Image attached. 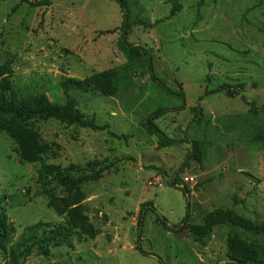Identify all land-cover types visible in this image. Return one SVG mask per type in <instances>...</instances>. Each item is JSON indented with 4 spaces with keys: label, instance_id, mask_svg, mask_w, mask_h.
I'll use <instances>...</instances> for the list:
<instances>
[{
    "label": "rangeland",
    "instance_id": "rangeland-1",
    "mask_svg": "<svg viewBox=\"0 0 264 264\" xmlns=\"http://www.w3.org/2000/svg\"><path fill=\"white\" fill-rule=\"evenodd\" d=\"M131 12L133 20L152 23L134 25L128 42L151 51L156 80L119 49L124 15L116 0H53L42 7L0 0V85L8 99L46 93L62 102L66 78L130 70L114 96L73 92L79 110L100 129L57 120L36 125L51 147L43 162L77 165L73 176L99 173L83 184L85 213L98 235L52 247L48 256L35 251L20 264H235L231 236L255 243L264 262V236L216 226L201 243L188 229L178 230L203 224L217 209L264 221V0H141ZM223 85L244 90L232 98L220 91ZM181 92L186 107L177 111ZM198 104L201 122L194 118ZM158 109L168 112L156 125L186 143L162 147L147 131L144 123ZM191 140L205 143V160L180 170ZM40 167L22 163L16 142L0 131V198L8 197L0 208L16 227L12 244L40 221L66 222L49 206ZM47 188L65 198L55 183ZM0 264L13 263L0 253Z\"/></svg>",
    "mask_w": 264,
    "mask_h": 264
},
{
    "label": "trees",
    "instance_id": "trees-1",
    "mask_svg": "<svg viewBox=\"0 0 264 264\" xmlns=\"http://www.w3.org/2000/svg\"><path fill=\"white\" fill-rule=\"evenodd\" d=\"M35 7L50 6L53 0H23ZM123 10L124 24L123 34L120 37L118 47L130 64H137L142 72L150 73L152 79L156 80L153 73V58L151 51L140 45L128 42V36L134 25L151 27L152 23L141 19L133 20L131 17L132 5L138 6L141 0H116ZM109 32V31H107ZM130 73L128 66L112 68L90 77L86 80L66 78L61 83L64 93L62 102H54L46 93L29 95L18 99H8L5 91L0 85V131L10 136L18 145L20 161L22 163L41 162L39 169V180L45 187L49 196V206L54 208L58 215L66 216L64 224L53 225L40 221L24 229L19 239L13 243L16 227L9 221V217L3 208H0V253L8 256L13 264H20L21 260L31 256L37 251L40 255L48 256L52 247H60L69 243L72 239H94L98 231L91 223L85 213V194L83 184L98 180L99 173L91 172L81 176H73L70 169H77V165H71L70 169H64L61 165L47 164L43 162L44 156L49 153L51 147L44 143L42 136L36 127L38 123L57 120L68 126H79L83 128L100 129L94 119L88 118L78 108V102L73 96L74 91H88L96 89L103 95L114 96L119 92V82L122 75ZM220 91H225L229 97H238L243 93L244 86L233 89L231 86L223 85ZM170 92V91H169ZM176 94V93H175ZM183 101V105L176 110L186 107V97L183 92L177 94ZM242 100L250 107V113L258 114L260 109L244 96ZM195 120L201 122L204 114L202 107L198 104L193 108ZM167 109H158L145 123L147 131L159 138V145L168 147L186 143L184 140H176L167 136L157 125L156 120L165 115ZM192 151L180 167L183 170L190 161H196L200 165L205 160L207 146L202 141H187ZM49 182L62 188L65 198H59L47 188ZM187 193V191H186ZM8 199L7 196L0 198V204ZM142 206L139 227L143 216ZM230 225L248 235L264 236V221L254 222L241 216L233 209H217L207 214L204 223L200 225L184 224L178 230L188 229L196 242L204 243L211 235L216 226ZM229 257L235 264H264L257 251V245L248 238L231 236L229 238Z\"/></svg>",
    "mask_w": 264,
    "mask_h": 264
},
{
    "label": "built area",
    "instance_id": "built-area-1",
    "mask_svg": "<svg viewBox=\"0 0 264 264\" xmlns=\"http://www.w3.org/2000/svg\"><path fill=\"white\" fill-rule=\"evenodd\" d=\"M184 180L189 183V182H193L194 178L193 177H185Z\"/></svg>",
    "mask_w": 264,
    "mask_h": 264
}]
</instances>
